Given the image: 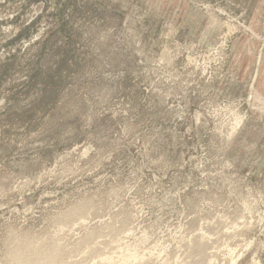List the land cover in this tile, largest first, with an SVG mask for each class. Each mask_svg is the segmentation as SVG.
<instances>
[{
	"label": "rangeland",
	"instance_id": "374dc122",
	"mask_svg": "<svg viewBox=\"0 0 264 264\" xmlns=\"http://www.w3.org/2000/svg\"><path fill=\"white\" fill-rule=\"evenodd\" d=\"M0 264H264V0H0Z\"/></svg>",
	"mask_w": 264,
	"mask_h": 264
},
{
	"label": "bare ground",
	"instance_id": "6f19581e",
	"mask_svg": "<svg viewBox=\"0 0 264 264\" xmlns=\"http://www.w3.org/2000/svg\"><path fill=\"white\" fill-rule=\"evenodd\" d=\"M244 117H245V116H244ZM239 120H240V119H239ZM241 122H242V121H241ZM243 122H244V121H243ZM243 122H242V123H243ZM236 123H237V122H236ZM238 125H239V123H238ZM241 125H242V124H241ZM235 129H236V128H235ZM238 129H239V128H238ZM236 130H237V129H236Z\"/></svg>",
	"mask_w": 264,
	"mask_h": 264
},
{
	"label": "crops",
	"instance_id": "0c3cea01",
	"mask_svg": "<svg viewBox=\"0 0 264 264\" xmlns=\"http://www.w3.org/2000/svg\"><path fill=\"white\" fill-rule=\"evenodd\" d=\"M261 61V56L259 57V62Z\"/></svg>",
	"mask_w": 264,
	"mask_h": 264
}]
</instances>
